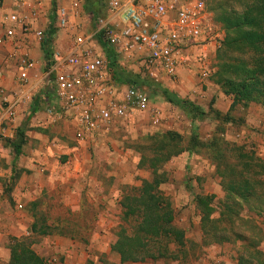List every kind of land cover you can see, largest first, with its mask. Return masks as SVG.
I'll return each instance as SVG.
<instances>
[{
	"label": "rangeland",
	"instance_id": "1",
	"mask_svg": "<svg viewBox=\"0 0 264 264\" xmlns=\"http://www.w3.org/2000/svg\"><path fill=\"white\" fill-rule=\"evenodd\" d=\"M204 1L217 22L221 2L229 1V5L240 11L244 6L243 0ZM69 2L70 0H58L57 3L64 7ZM100 3L101 0H91L97 11L103 14ZM92 25L93 22L88 24L86 30L91 31ZM219 25L226 37L223 26L221 23ZM54 30V47L66 49V32L56 28ZM57 36L59 39H56ZM220 50L211 58L214 74L209 81L203 83L195 74L200 83L194 84L192 89L183 91L177 87L170 88L183 99L198 106L200 111L195 113L171 106L161 96L146 89L151 99L150 112L129 113L126 119L109 132L90 140L79 141L75 138L74 126L70 122L54 120L42 126L41 122L46 120L44 110L29 122L27 116L30 112L20 111L19 122H8L4 136H0V213L4 214L0 219V229L5 235L2 241L4 247L8 248L10 239L30 238L34 250L45 256L49 264L63 263L64 258L52 252L53 245L46 242L41 231L32 233L33 216L36 215L39 218L36 220L37 228H43V224L64 225L61 230L66 231V237L80 246L84 255L81 256L82 261H86V264H94L92 260L100 264H120V257L112 251V246L122 228L133 234L136 227L135 220L124 221L121 201L126 193L140 188L144 180H152V173L147 165L143 168L139 166L142 154H149L153 149L149 138L172 132L181 137L182 146L186 148H191L193 136L198 137L203 145L197 152H184L163 165L167 181L160 189L173 204L174 224L184 230L186 245L178 255L179 262L161 259L146 264H237L241 253L240 242L221 245L204 243L200 228L201 213L196 200L199 195H213L216 207H220L225 200V192L216 175L209 149L206 148L212 142L227 152H247L262 160L256 149V141H249L247 134H242L243 127L248 133L257 130L250 121L247 122L248 109L252 104L248 107L238 105L230 111L232 98L224 95L213 79L221 63L217 58ZM37 61L41 70L44 69L45 58ZM0 64L6 68L8 78L9 63H5V56L0 59ZM119 66L128 73L136 70L133 62L125 60ZM15 67L18 71L16 65ZM136 67L139 69V66ZM10 69L15 73L14 68ZM1 112L0 107V114ZM216 112H220L222 116L230 114L234 122L217 117ZM20 127L26 129V143L22 154L17 157L12 142L15 141V133ZM35 152H39L37 156L42 158V163H37L36 159L40 157ZM23 155L28 160L22 161ZM32 165L41 171L40 175L27 169L26 166ZM21 184L36 185L30 192L31 198L25 197ZM37 186L41 188V192ZM86 188L93 189V192L86 191ZM94 197L112 202L113 205L108 203L93 208L85 206L84 211L77 207L81 204L79 200L83 202ZM36 202H40V205H34ZM20 204L22 209L18 208ZM217 211L220 212L219 209ZM103 213L108 215L107 219L101 221L96 215ZM242 216L245 219L251 218L262 230L261 243H264V214L257 216L244 210ZM248 228L242 227L241 231H247ZM55 235L57 234L51 236ZM85 252L89 255L88 259H85ZM215 255L222 259H213L212 256Z\"/></svg>",
	"mask_w": 264,
	"mask_h": 264
},
{
	"label": "built area",
	"instance_id": "2",
	"mask_svg": "<svg viewBox=\"0 0 264 264\" xmlns=\"http://www.w3.org/2000/svg\"><path fill=\"white\" fill-rule=\"evenodd\" d=\"M87 1L70 0L57 8L54 28L66 32L68 46L54 47L51 66L42 70L32 43L46 34L31 17L44 19V1L12 0V8L1 11L0 50L18 71L9 86L0 64V136L42 92L45 114L70 122L79 141L109 132L129 113L150 112L147 90L116 80L101 42L118 61L133 62L138 74L164 87L177 83L182 70L201 82L214 74L211 58L225 36L204 0H101L104 13L95 17L86 11Z\"/></svg>",
	"mask_w": 264,
	"mask_h": 264
},
{
	"label": "trees",
	"instance_id": "3",
	"mask_svg": "<svg viewBox=\"0 0 264 264\" xmlns=\"http://www.w3.org/2000/svg\"><path fill=\"white\" fill-rule=\"evenodd\" d=\"M229 4V1H224L219 7L217 18L226 37L217 55L221 63L213 79L223 94L232 98L230 111L238 105L248 107L256 104L264 108V0H243L242 11ZM55 5L56 0H53V7ZM86 11L94 17L98 15L91 0L86 3ZM55 20L53 15L48 31L50 39L43 45L47 67L52 64L51 43L55 34ZM104 48L109 65L120 84L148 89L185 112L200 111L192 102L147 76L120 70L116 65L115 53L105 43ZM37 110L33 109L32 116ZM216 113L217 117L234 122L230 114L222 116L220 112ZM25 130L24 127L20 128L16 140L12 142L17 157L22 154L26 143ZM149 141L153 149L150 148L149 154H142L139 166L143 168L147 165L152 180H144L140 188L126 193L121 201L124 221L133 219L136 222L133 234L122 228L112 246L121 264L148 263L161 259L179 262L178 255L186 245L184 230L174 224L173 204L160 189L167 181L163 165L184 152H197L203 145L198 137L193 136L191 148H186L182 146L181 137L172 132L152 136ZM206 148L209 149L216 175L225 192V200L220 207H216L213 195H199L196 198L201 213L200 228L204 243L221 245L240 242L239 264H264V253L260 250L262 230L251 218L245 219L242 216L244 210L257 216L264 214V161L247 152H227L215 142ZM34 205H40V202ZM33 219L32 233L41 231L42 236H67V232L61 230L64 225L43 224V228H37L36 220L39 218L34 215ZM242 227H249V230L243 232ZM10 249V264H49L32 248L30 238H13Z\"/></svg>",
	"mask_w": 264,
	"mask_h": 264
},
{
	"label": "crops",
	"instance_id": "4",
	"mask_svg": "<svg viewBox=\"0 0 264 264\" xmlns=\"http://www.w3.org/2000/svg\"><path fill=\"white\" fill-rule=\"evenodd\" d=\"M27 1H31V0H27ZM43 1H44V6H45L44 7V13H45L44 19H42L43 18L42 16H41L40 20H35L33 17H31L32 22H34V24L36 26H39L40 29H43L45 31V34H46L43 41L39 42V41H35L34 40L33 43H32L33 44L32 45V47H33V56L35 57L36 60L37 59L38 60L42 59V57L45 58V55H44V52H43V45L48 41V39H50V36L48 34V31H49L48 26L51 23L52 16L55 15V17H56L57 8L59 6V4L57 3L58 0H56L55 7H53V0H43ZM1 3H2V5H1L2 7L0 6V11H2V10H6L7 11V10L12 8V0H3V1H1ZM50 6H51V8H50ZM51 11H52V13H51ZM99 12L97 11V13H99ZM46 15H47V17H46ZM48 22H49V24H48ZM94 26H95V24H94ZM51 44H52V50H53V48H54L53 38H52V43ZM100 44H101L102 48L105 51L104 43L101 42ZM4 56H5V53L0 50V59L2 57H4ZM106 58H107V55H106ZM121 61L122 60L118 61L117 57H116V65L118 66V68L120 70H121V67L118 64ZM8 66H9L8 67V74L9 75H8V78H7V84L9 86H12L15 83V80H16L15 74L17 73V69H16L14 64H10V65L8 64ZM45 67H47V64H46ZM10 68H14L15 73L12 72L11 71L12 69H10ZM133 68L136 69L134 71V73L138 74L139 73V71H138L139 69L136 67V65L133 66ZM179 76H180L179 77V81L177 83H175V84H168L166 86V89H168L169 91L173 92L172 90H170V88H175L176 89V87H177V88H180V90L187 91L189 89H192L194 87V84L200 83L198 77L194 73L190 72L189 70H182L180 72ZM205 82H207V81H205ZM205 82H203V83H205ZM174 93L177 94V92H174ZM177 95L179 96V94H177ZM46 100H47V96H45L44 92H42V93L39 94V97L35 98V100L33 101L32 104H30L27 107H22L20 109L21 112H25V113L28 112V111L30 112L29 115L27 116V121L28 122L36 114H39V113L42 112L41 110H43L46 107V105L48 104V101H46ZM35 108L38 109V110L32 116L33 109H35ZM248 111H249L248 112L249 115H247V118H248L247 122L250 121L251 124L254 126V128H257V130L254 133H252L251 131H249V133H248L247 130L243 127V133L242 134H247L246 138H248L249 141H253V140L256 141L255 143H256V149H257L258 155L264 161V108L259 106V105H256V104H252L249 107ZM45 116H46V120L41 122L42 126L47 124V122L51 123L52 121H54V119L49 117L47 114H45ZM20 119L21 118H19V120ZM19 120H18V122H19ZM20 128H23V127H20ZM20 128H17V132H18V130ZM74 130H75V128H74ZM17 132L15 133L16 137H17ZM74 135H75V132H74ZM15 136L13 135L12 137L14 138ZM15 140H16V138H15ZM38 153L39 152H35L36 156L38 155ZM22 157L24 158V159L21 158L22 161L28 160V158L26 156L23 155ZM37 157H40V156H37ZM41 160H42L41 157L39 159H36L37 163L41 162ZM42 162H43V160H42ZM26 167H27V169H29V171H36V174L40 175L41 171L39 169H36V167H34L33 165L32 166H26ZM29 173H31V172H29ZM21 185H23V184H21ZM41 187H44V186H41ZM35 188H36V185L33 186V185H30V184H24L21 187V190L25 192V197L26 198H31L30 192L33 191ZM37 189H39V192L42 191L41 188H38V186H37ZM85 190L88 191V192H93V189H90V188H86ZM78 202L81 203V204H78L77 207L80 210H83V211H84L85 206H88V207L90 206L91 208H93V207H97L98 205H106L108 203L113 205L112 202L104 201V200H101V199L96 198V197L89 198L87 200H84L83 202L81 200H79ZM74 203H76V202H74ZM1 204H3V203H1ZM22 207L23 206L21 204L18 206L19 209H22ZM3 215L4 214L0 213V219L3 217ZM101 215H96V217L98 216L99 220L103 221V220L107 219L106 215H108V213H103ZM200 220H201V218H200ZM4 237H5V235L3 233H1V229H0V264H10V259H11L10 244H11L12 239H10L8 248H6L2 244V241H3ZM44 237L46 238V242L47 243H51L53 245L54 248H52V252L56 253V256H61L62 258H64V262L63 263H51V264H86V261H82V257H81V256L84 257L83 251L81 250L80 246L75 244V242L73 240H71V239H69L68 237H65V236L62 237L60 235L44 236ZM211 245H213V244H211ZM214 245H219V244H214ZM260 250L264 253V243H261ZM85 254H86L85 259H88L89 255H87L86 252H85ZM38 255H40V254H38ZM40 256L47 260V258L45 256H43V255H40ZM212 258L213 259L218 258V260L222 259V257L220 259V257H217V255L212 256ZM92 261H93L94 264H100L98 261H95V260H92ZM89 263L91 264V262H89ZM148 263H154V262H148ZM120 264H121V262H120ZM129 264H146V263H129ZM237 264H239L238 260H237Z\"/></svg>",
	"mask_w": 264,
	"mask_h": 264
}]
</instances>
